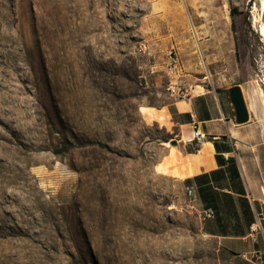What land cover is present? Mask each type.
<instances>
[{
  "label": "rangeland",
  "instance_id": "1",
  "mask_svg": "<svg viewBox=\"0 0 264 264\" xmlns=\"http://www.w3.org/2000/svg\"><path fill=\"white\" fill-rule=\"evenodd\" d=\"M260 2L0 0V264H217L160 112L238 85L258 119Z\"/></svg>",
  "mask_w": 264,
  "mask_h": 264
},
{
  "label": "crops",
  "instance_id": "2",
  "mask_svg": "<svg viewBox=\"0 0 264 264\" xmlns=\"http://www.w3.org/2000/svg\"><path fill=\"white\" fill-rule=\"evenodd\" d=\"M188 97L161 110L177 145L167 166L180 180L201 216L202 234L216 243L217 264H264V129L248 106L250 120L239 124L228 89L189 83ZM192 123L205 139L192 140ZM173 150V151H172ZM209 210L213 217H206ZM260 221L256 240L250 227Z\"/></svg>",
  "mask_w": 264,
  "mask_h": 264
},
{
  "label": "built area",
  "instance_id": "3",
  "mask_svg": "<svg viewBox=\"0 0 264 264\" xmlns=\"http://www.w3.org/2000/svg\"><path fill=\"white\" fill-rule=\"evenodd\" d=\"M167 59H168V63H169V67L170 70L173 72H177L179 69V59L177 57V54L175 51L173 50H169L167 52ZM176 96L179 99H185L188 97V90L187 89H178V91L176 92ZM192 140L196 142V145L198 146L206 137L205 135H203L201 133V130L199 128V125L197 123H192ZM187 195L189 198L192 197V191L190 189L186 190ZM206 217H213L214 216V212L212 210H209L205 213ZM262 233V228L260 225V221L258 220L257 223L252 224L250 227V232L253 235V239L256 240V235L258 232Z\"/></svg>",
  "mask_w": 264,
  "mask_h": 264
},
{
  "label": "water",
  "instance_id": "4",
  "mask_svg": "<svg viewBox=\"0 0 264 264\" xmlns=\"http://www.w3.org/2000/svg\"><path fill=\"white\" fill-rule=\"evenodd\" d=\"M230 101L234 107L235 118L239 124H246L250 120V112L246 103L243 91L240 86H234L228 89ZM171 146H176L177 141L169 142ZM264 216V211H263Z\"/></svg>",
  "mask_w": 264,
  "mask_h": 264
},
{
  "label": "bare ground",
  "instance_id": "5",
  "mask_svg": "<svg viewBox=\"0 0 264 264\" xmlns=\"http://www.w3.org/2000/svg\"><path fill=\"white\" fill-rule=\"evenodd\" d=\"M260 1H261L260 2L261 11L263 12V15H264V0H260ZM258 31L261 34V36L264 37V24L259 26ZM263 84H264V82H263ZM251 101H252L253 109H254L256 115L258 116V119L263 124V129H264V87H263V89H259L258 92L256 91L253 94V100H251ZM166 145H168V143H166Z\"/></svg>",
  "mask_w": 264,
  "mask_h": 264
},
{
  "label": "trees",
  "instance_id": "6",
  "mask_svg": "<svg viewBox=\"0 0 264 264\" xmlns=\"http://www.w3.org/2000/svg\"><path fill=\"white\" fill-rule=\"evenodd\" d=\"M234 12H236V11H234ZM232 27H233V25H232ZM72 148H73V145H71L70 143H66V144H64L63 149H61V150H59V151H56V154L59 155V154H62V153L68 152V151H70Z\"/></svg>",
  "mask_w": 264,
  "mask_h": 264
}]
</instances>
